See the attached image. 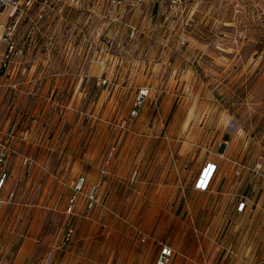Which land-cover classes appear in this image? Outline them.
Segmentation results:
<instances>
[{
	"label": "rangeland",
	"instance_id": "rangeland-1",
	"mask_svg": "<svg viewBox=\"0 0 264 264\" xmlns=\"http://www.w3.org/2000/svg\"><path fill=\"white\" fill-rule=\"evenodd\" d=\"M14 2L18 13L0 9V259L148 264L154 239L194 244L215 212L193 182L219 158L235 204L250 202L223 264H264V3L197 0L176 13L168 0H125L111 22L108 0ZM81 175L99 184L90 211L83 198L70 207ZM95 235L101 254L86 245Z\"/></svg>",
	"mask_w": 264,
	"mask_h": 264
},
{
	"label": "crops",
	"instance_id": "crops-1",
	"mask_svg": "<svg viewBox=\"0 0 264 264\" xmlns=\"http://www.w3.org/2000/svg\"><path fill=\"white\" fill-rule=\"evenodd\" d=\"M210 163L217 164L218 166L215 177L213 181L211 182L209 189L207 190L208 196H211L212 199H214V203L212 204V207L210 208L211 210L208 213H211L213 210L215 212V215L213 216L212 221L209 225H206V226H204V224L199 225L200 232L199 234L198 233L196 234V239H195L196 241L194 244H193V241H188V236L183 241L180 240L179 242H171L169 244V246L172 247L173 250L175 251V256L172 262L169 264H218L221 258L223 259L220 264H223L224 260L226 259L227 256L230 255V253L234 254L235 256L237 255L233 251L232 245L229 243V240H230L231 234L235 230L244 231V228L243 226H241V222H239V220H241L243 217H245L249 213L250 202L247 197L242 196L238 199V201L235 204L234 202L235 199L231 195L233 191L229 193L227 192V188L226 189L224 188L225 186L224 178L227 177L226 176L227 172L225 173L224 171L228 170V175H229V168H226L224 163L221 160H219V158L209 159L204 164H202L200 171L197 174V177H196L197 179H195L193 182V188L195 190H197L195 188V183L197 182V180L203 173L208 171V165ZM243 199L247 201V206L243 212H239L238 204ZM229 204L231 205V210L234 212L232 217H230V213H229L230 210L226 208L227 205L229 207ZM187 205H188L187 209L189 213L190 214L192 213L193 215H198L199 213H201L204 216L206 212H203L202 210L206 209L205 211H207L208 209L203 206L197 207L192 201H189ZM96 224H97L96 222L91 224V231L95 229ZM196 230H198V228H196ZM206 230L207 232L210 231L211 237L207 238L204 236V232ZM96 231H100L99 235L102 234L100 227L96 228ZM221 231L225 232V238L216 239L217 238L216 236H218V234ZM95 237L96 235L94 236L93 239L89 238L88 240H86V245L89 243L88 244L89 248H91V250H93L94 253L99 252V254H101L102 249L104 252L106 251L105 242L101 238L97 239ZM144 237L147 238L145 234H143L141 238L144 239ZM158 241L159 240L154 239V242L157 243ZM242 241L243 243H245V240H242ZM145 248H146L145 251H147V254H148L147 258H149V261L147 263L155 264L157 255H159L158 254L159 253L158 243L156 245H154V243H151L147 245ZM243 248L246 250V246L244 244H243ZM244 249H243V252H241L242 256H246V253H247V252H244L245 251ZM135 250L136 249L131 251V253H133L132 255H136L137 257H139L140 253L136 252ZM91 262L95 263L92 260ZM230 262H234V259L232 258ZM14 264H23V255L21 257H18Z\"/></svg>",
	"mask_w": 264,
	"mask_h": 264
},
{
	"label": "built area",
	"instance_id": "built-area-1",
	"mask_svg": "<svg viewBox=\"0 0 264 264\" xmlns=\"http://www.w3.org/2000/svg\"><path fill=\"white\" fill-rule=\"evenodd\" d=\"M28 4L34 0H28ZM144 0H137V4L142 3ZM207 1H228V0H207ZM234 1V0H231ZM236 1V7L238 8V6H240L239 2L245 1V0H235ZM254 3H264V0H248ZM197 0H168V4L169 6H171V8L176 12H184L189 6H192L193 3H196ZM12 4L14 5L13 8V13H18L19 10V6L18 3L16 4L14 2V0H0V9L1 8H6L8 6H11ZM108 4H109V18L110 21H118L119 19H122L127 13V8H126V2L125 0H108ZM134 7V6H133ZM138 32V29L136 26H130L129 27V37L130 38H134L136 37ZM6 66V63L4 64ZM108 83V80L106 78H99L98 80V84H106ZM148 96V90H141L139 95L137 96L136 102H135V106L133 109V115H138L139 114V109L141 107V105L144 103V101L146 100V97ZM7 151L5 150V148H3L0 151V164L3 166L7 163ZM218 169L217 164L214 163H210L208 165V171L203 173L199 179L197 180V182L195 183V188L200 191V192H206L210 185L211 182L213 181L216 171ZM237 175L241 174L240 170L236 171ZM73 190V194L70 197V207L71 209H75L78 206V203L80 201L81 198H83V200L86 203V207H87V211H90L91 209H93L95 207V205L98 202V191H99V184L98 183H94V182H89V179L84 176L81 175L79 176L75 182L73 183L72 186ZM84 196V197H83ZM247 206V201L245 199H243L242 201H240V203L238 204V210L239 212H243L245 210ZM72 214H74V212H71ZM74 227L73 226H69L66 229L65 232V237L66 240H70L71 236L73 237L74 235ZM148 238L144 237V239H142L143 242H146ZM159 245V255H157L156 258V262L155 264H169L172 262L174 256H175V251L173 250L172 247H170L168 244L164 243L163 241H158L157 242ZM50 263V259H48L46 264ZM0 264H10L8 259L6 258H1L0 259Z\"/></svg>",
	"mask_w": 264,
	"mask_h": 264
}]
</instances>
